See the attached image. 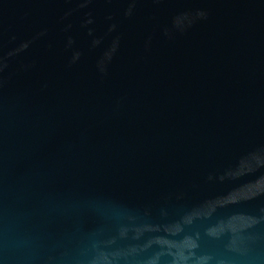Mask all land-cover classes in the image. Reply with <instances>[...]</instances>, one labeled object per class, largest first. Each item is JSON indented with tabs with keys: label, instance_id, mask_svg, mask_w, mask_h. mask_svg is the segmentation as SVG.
I'll list each match as a JSON object with an SVG mask.
<instances>
[{
	"label": "water",
	"instance_id": "water-1",
	"mask_svg": "<svg viewBox=\"0 0 264 264\" xmlns=\"http://www.w3.org/2000/svg\"><path fill=\"white\" fill-rule=\"evenodd\" d=\"M0 264H264V0H0Z\"/></svg>",
	"mask_w": 264,
	"mask_h": 264
}]
</instances>
